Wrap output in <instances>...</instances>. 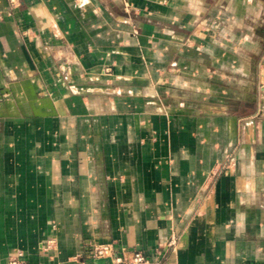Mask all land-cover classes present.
Masks as SVG:
<instances>
[{
	"label": "crops",
	"instance_id": "0c3cea01",
	"mask_svg": "<svg viewBox=\"0 0 264 264\" xmlns=\"http://www.w3.org/2000/svg\"><path fill=\"white\" fill-rule=\"evenodd\" d=\"M264 264V0H0V264Z\"/></svg>",
	"mask_w": 264,
	"mask_h": 264
},
{
	"label": "built area",
	"instance_id": "2783aa9c",
	"mask_svg": "<svg viewBox=\"0 0 264 264\" xmlns=\"http://www.w3.org/2000/svg\"><path fill=\"white\" fill-rule=\"evenodd\" d=\"M11 6L18 5V0H8ZM92 259L110 258L112 264H147V258L141 252H132L129 257L117 254L112 244L93 245L86 252ZM8 264H24L16 259H11Z\"/></svg>",
	"mask_w": 264,
	"mask_h": 264
}]
</instances>
